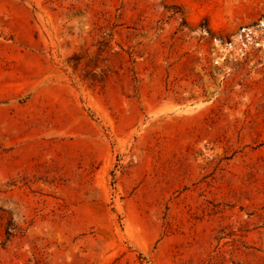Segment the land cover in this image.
I'll return each instance as SVG.
<instances>
[{"label":"rangeland","instance_id":"rangeland-1","mask_svg":"<svg viewBox=\"0 0 264 264\" xmlns=\"http://www.w3.org/2000/svg\"><path fill=\"white\" fill-rule=\"evenodd\" d=\"M0 264H264V0H0Z\"/></svg>","mask_w":264,"mask_h":264}]
</instances>
